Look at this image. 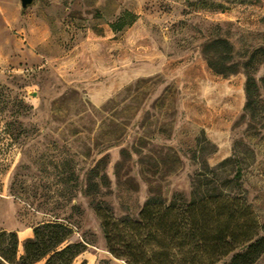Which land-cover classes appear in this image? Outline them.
I'll list each match as a JSON object with an SVG mask.
<instances>
[{"label":"rangeland","instance_id":"1","mask_svg":"<svg viewBox=\"0 0 264 264\" xmlns=\"http://www.w3.org/2000/svg\"><path fill=\"white\" fill-rule=\"evenodd\" d=\"M3 1L0 232H15L14 259L39 227L58 264H126L102 224L149 198L209 191L264 222V0Z\"/></svg>","mask_w":264,"mask_h":264},{"label":"trees","instance_id":"2","mask_svg":"<svg viewBox=\"0 0 264 264\" xmlns=\"http://www.w3.org/2000/svg\"><path fill=\"white\" fill-rule=\"evenodd\" d=\"M123 22L117 20L111 27L121 28ZM224 53L230 55L232 45L225 38L214 41ZM234 72L233 67H224ZM251 75L246 76V90L253 86ZM237 168L235 174L239 176ZM218 194L204 192L199 196L184 200L181 194L173 196L165 203L162 199L149 198L145 201L136 219H128L119 227L117 223L105 220L102 224L106 246L117 259L126 264H254L264 252V222L254 217L238 214L230 198L221 199ZM225 211L222 213L221 206ZM56 230L64 229L58 222L43 224ZM35 227L33 237L23 246L22 253L15 258V232H0L6 237L9 247H0V264H58L45 257L48 254L43 245L46 240ZM126 230V231H125ZM62 237L54 241L61 244ZM69 245L54 249L61 253ZM68 263V261H67ZM60 264V263H59Z\"/></svg>","mask_w":264,"mask_h":264},{"label":"crops","instance_id":"3","mask_svg":"<svg viewBox=\"0 0 264 264\" xmlns=\"http://www.w3.org/2000/svg\"><path fill=\"white\" fill-rule=\"evenodd\" d=\"M11 1H3V0H0V8H3V7H5V6H7L9 3H10ZM25 40V37H23L22 38V41H24ZM37 44V41H36V39H35V42L33 43V45H36ZM18 45L19 46H21L22 44L21 43H18ZM19 49H20V47H19ZM21 50V49H20Z\"/></svg>","mask_w":264,"mask_h":264},{"label":"water","instance_id":"4","mask_svg":"<svg viewBox=\"0 0 264 264\" xmlns=\"http://www.w3.org/2000/svg\"><path fill=\"white\" fill-rule=\"evenodd\" d=\"M33 0H19L20 2V6L23 7H27L32 3Z\"/></svg>","mask_w":264,"mask_h":264}]
</instances>
